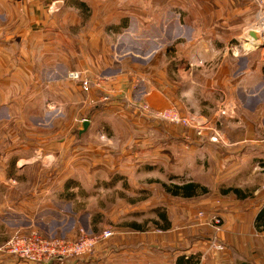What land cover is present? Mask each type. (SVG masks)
<instances>
[{
  "label": "rangeland",
  "instance_id": "1",
  "mask_svg": "<svg viewBox=\"0 0 264 264\" xmlns=\"http://www.w3.org/2000/svg\"><path fill=\"white\" fill-rule=\"evenodd\" d=\"M101 1L95 17L99 26L103 23L101 35H91L89 46L97 49L104 45L116 53L113 56L117 59L125 53L127 63L136 55L149 54L153 59L164 53L166 57L159 60H169L172 67L169 71L176 73L172 63L184 60L189 70L179 71L182 73L179 79L182 92L187 91V108L181 109L176 104L170 107H176L184 115L202 113L221 132L223 116L230 114L231 107H225L227 113L213 120L211 113L222 107L224 97L217 103L211 101L212 104L198 97L203 95L197 90L200 87L193 90L192 75L188 78L186 74L191 68H209L214 50L240 56L264 48V31L258 34V40L250 36L251 30L264 28V0ZM25 6L21 3L20 8ZM12 8L16 16L3 23L6 25L3 35L7 43L16 46L14 51L0 54V255L20 259L6 247L16 234L37 231L77 239L82 233L100 235L110 230L112 236L96 248L93 257L85 261L78 259L83 257L55 261L129 264L140 239L157 241L152 246L155 252L178 251L183 255L179 258L189 254L190 260L185 257V261L211 263L213 252L225 249L219 241L225 223L221 213L231 202L225 194L237 190L223 180L224 175L216 173L223 168V155L214 158V149L209 144L220 142L224 146L225 133H220L218 140L213 129H205L199 135L196 128L177 124L147 106L143 99L147 88L143 76L130 86L126 83L128 96L125 93L120 96L97 70L84 73L90 83L85 89L81 81L70 76L77 70H65L56 64L52 69L48 64L40 66L37 42L45 46L50 41L46 45L52 48L50 52L63 54L69 49L68 38L45 34V41V38L36 40L34 11L27 22L19 6ZM36 11L41 13L39 2ZM131 17L139 20L142 29L129 30ZM125 20L130 24L122 32ZM93 21L92 18L90 23ZM42 25H49L47 18ZM103 25L106 27L102 31ZM132 90L135 104L129 105ZM194 98L201 100L202 108H194ZM119 103L132 109L137 105L138 115L130 114ZM151 120L157 122L158 130L167 133L152 132L148 128ZM259 171V182L235 185L243 186L240 189L248 194L255 186L264 189V168ZM190 182L207 191L199 189L193 198L169 191L174 185ZM218 198L221 201L216 204ZM162 213L167 214L170 228L180 227L188 236L200 240L201 246L194 253L188 251L189 241L166 247L161 243L165 225Z\"/></svg>",
  "mask_w": 264,
  "mask_h": 264
},
{
  "label": "crops",
  "instance_id": "2",
  "mask_svg": "<svg viewBox=\"0 0 264 264\" xmlns=\"http://www.w3.org/2000/svg\"><path fill=\"white\" fill-rule=\"evenodd\" d=\"M17 1L0 0V54H4L7 50L12 49L14 51L15 49L16 44L5 41L3 32L6 25L3 23L7 22L8 18L10 20L15 19L16 15H14L15 11L12 7L17 5L20 8L22 3L23 6L26 5L23 9L20 8V11L23 10L25 12L23 20L30 22L32 10L34 11L32 19L34 21L33 31H36V40L45 38V41L47 39L45 34H49L50 37L53 34L55 38L66 35L68 38L67 45L69 49L65 50L63 54L60 51L54 52L55 55L53 51L50 52L52 48L46 47L47 44H51L50 41L45 46L42 45L43 43L37 42L40 47L38 54L40 66L48 64L47 67L52 69L54 64L62 65L65 70L75 69L83 71L85 74L92 69L97 70L114 86L111 87L113 92L117 91L118 93L116 94L120 96L124 93L128 96L125 85L130 86L140 76H143L142 80L147 86L143 99L149 104L150 108L162 110L169 108L173 104L178 105L181 109L187 108L185 100L187 91L183 90L184 92H182L179 79L180 77L182 78V73L179 74V71L183 69L182 71L185 73L189 70L187 65L185 66L184 60L172 63L175 64L174 68L177 73L174 70L171 73L169 71L172 68L171 62H167L169 60H159L166 57L164 53L153 59H151L152 57L149 54L145 57H139L138 55L132 57V55V60L127 63V55L125 53L122 54L120 52L122 55L117 59L116 56H113L116 53L113 54L112 50L104 45L100 48L97 47V49L89 46L88 39L93 37L91 35L96 34L95 37L101 35L99 29L103 23L99 26L97 24L98 20L97 23L95 22L96 9L98 11L99 7L97 6L99 2H102L101 0H37L41 5L40 14L36 11L38 2L36 3L34 0ZM27 5L30 9L27 8ZM101 17L103 22L104 18L103 16ZM46 18L49 21V25H42ZM92 18L94 21L91 24ZM85 22L86 24H84ZM130 23L129 30L141 28L140 22L136 17H133ZM130 23L125 20V25H122V32ZM105 27L106 25H103L101 30H105ZM81 30L82 33H80ZM197 54L194 48L193 56ZM211 54L213 55L211 58H214L210 59V62L208 61L209 68H191L186 76L189 78V75H192L193 90L196 89V86L200 87L197 90L203 95H198V97L201 96L200 98L208 100L210 104H212L211 101L217 103L224 97L225 101L222 102L224 104L221 103V106L223 108L231 107V110H229L231 111L230 114L227 117L223 116L224 124L220 127L221 132L225 133L224 146L220 142L217 145L210 142L209 144L214 149V158H218L221 154L223 155L221 159L223 168L220 169V172L217 169L216 173L224 175L225 178L223 180L232 183L237 190H229L225 194V197H229L231 202H227L226 209H223L221 213L224 216L225 223L222 232L219 234V241L225 246V249L222 252L214 251L213 254L215 256H211L213 259L208 264H241L242 262L264 264V227L261 226L259 228L256 223L258 213L264 210V189L261 185L255 186L248 191V194L240 189L243 186L235 185L238 182H259L261 179V171L259 170L264 168V48H258L247 55L240 56H234L228 52L223 53L222 50L220 52L214 50ZM168 55L170 54L168 53ZM205 60L207 59L205 58ZM107 72L113 74L105 75ZM118 72L120 73L115 76V73ZM101 84L103 85L104 82ZM221 93L225 95H221ZM134 95V91H130L129 105L135 104ZM193 101L195 103L194 108L203 107L200 99L198 101L197 98H194ZM225 102L227 103L225 104ZM125 104L119 103L120 107L126 109L130 114L138 115L139 108L137 105L132 109L130 106L124 107ZM222 107L218 108L216 113H211L213 120H218L222 116ZM147 110L149 111V109ZM144 118L147 119L146 116ZM145 122L147 121L145 120ZM149 124L150 127L148 126V128L152 132L167 133L163 129L161 131L158 130L157 122H152L151 120ZM219 200L221 201L220 198L216 199V204ZM216 204H213V206ZM184 230L177 226L162 229L161 243L166 247L178 245V243L187 244V241H189V245H186L189 249L188 251L194 253L198 246H201V242L200 240H195L190 234L188 236ZM154 242L157 241L150 242L139 239L138 243H136V250L130 257L129 264H180L179 260L181 264L186 262L183 258H179L183 255L178 251L176 253H169L165 250L155 252L154 247H152ZM188 256L189 254H186V260H190ZM12 257L0 255V263L5 261L7 264H27L22 259ZM78 259L85 261L89 258ZM57 261L53 260L51 264H58ZM187 262L192 263L193 261Z\"/></svg>",
  "mask_w": 264,
  "mask_h": 264
},
{
  "label": "built area",
  "instance_id": "3",
  "mask_svg": "<svg viewBox=\"0 0 264 264\" xmlns=\"http://www.w3.org/2000/svg\"><path fill=\"white\" fill-rule=\"evenodd\" d=\"M70 76L72 79L81 81L85 89L90 85V83L86 81L88 78L84 76L83 71H73L70 73ZM161 111L162 110H159L158 112L170 117V120L177 124L196 128L199 135H202L205 129H213V133L217 135L215 139L218 140V135L223 133L220 132L219 129L213 127L210 119L208 120L198 112L184 115L182 112L178 111L176 107H170L166 111ZM226 113L227 110L225 107L221 109V114ZM112 234V231L104 230L100 235H87L82 233L79 238L70 239L67 235H44L37 231H33L27 235L16 234L8 242L6 247L12 255L30 264H47L53 260L62 261L69 257L91 258L95 255L96 248L101 243L107 241Z\"/></svg>",
  "mask_w": 264,
  "mask_h": 264
},
{
  "label": "trees",
  "instance_id": "4",
  "mask_svg": "<svg viewBox=\"0 0 264 264\" xmlns=\"http://www.w3.org/2000/svg\"><path fill=\"white\" fill-rule=\"evenodd\" d=\"M200 189V191L202 192H206L207 189L206 188H202L199 184L190 182V183H186L184 185H174V187L172 189H170L169 191H171V193L173 195H177V196H181V197H193L197 194V192H199L198 190ZM162 219L165 221V225L163 226V229H168L170 227V221L168 220V216L166 213H162L161 214ZM256 223H257V227H264V210H261L258 213V216L256 218ZM134 227L138 230H141L140 226H137L136 224L134 225ZM185 260V257L183 258ZM179 263L181 264L180 260ZM243 263V262H242ZM183 264H194L193 262H184Z\"/></svg>",
  "mask_w": 264,
  "mask_h": 264
},
{
  "label": "water",
  "instance_id": "5",
  "mask_svg": "<svg viewBox=\"0 0 264 264\" xmlns=\"http://www.w3.org/2000/svg\"><path fill=\"white\" fill-rule=\"evenodd\" d=\"M250 36L253 37L254 39L258 40L259 39V36H258V33L255 31V30H251L250 31ZM89 124L88 121L85 122V127H87ZM241 264H252V263H249V262H243Z\"/></svg>",
  "mask_w": 264,
  "mask_h": 264
},
{
  "label": "bare ground",
  "instance_id": "6",
  "mask_svg": "<svg viewBox=\"0 0 264 264\" xmlns=\"http://www.w3.org/2000/svg\"><path fill=\"white\" fill-rule=\"evenodd\" d=\"M255 31L259 34L261 31H264V28H262L261 30L260 29H257Z\"/></svg>",
  "mask_w": 264,
  "mask_h": 264
}]
</instances>
